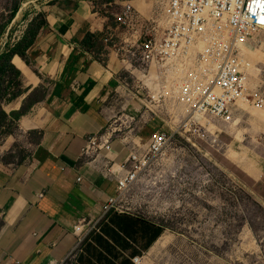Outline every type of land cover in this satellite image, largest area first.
Masks as SVG:
<instances>
[{"label": "crops", "instance_id": "obj_1", "mask_svg": "<svg viewBox=\"0 0 264 264\" xmlns=\"http://www.w3.org/2000/svg\"><path fill=\"white\" fill-rule=\"evenodd\" d=\"M109 2L41 3L43 25L24 56L16 54L37 81L16 68L22 89L3 105L13 131L0 143V264H149V254L167 246L164 226L146 215L101 218L117 193L105 167L126 158L119 145L93 159L83 153L89 137L107 130L103 103L122 66L114 52L99 56L84 42L103 36ZM13 141L27 152L17 163L2 158ZM173 258L161 254L154 262L192 264L188 255Z\"/></svg>", "mask_w": 264, "mask_h": 264}, {"label": "rangeland", "instance_id": "obj_2", "mask_svg": "<svg viewBox=\"0 0 264 264\" xmlns=\"http://www.w3.org/2000/svg\"><path fill=\"white\" fill-rule=\"evenodd\" d=\"M46 1L53 0H0V143L13 131L3 105L23 86L20 71L11 64V50H20L41 29V3ZM127 1L145 19L152 17L156 0H122L109 7L103 36L90 41L99 56L120 49L121 62L129 43L139 39L135 21L125 26L114 17ZM242 50L248 85L263 91L264 32ZM135 68L140 70L138 63ZM22 70L31 73L26 65ZM182 75L178 71L174 77ZM115 78L103 105L111 114L106 128L121 154L144 152L155 132L168 137L157 160L149 162L121 198L124 211L146 215L165 228L167 246L151 252L149 264L161 254L188 255L192 264L198 256L209 257L204 264H264V111L241 105L226 123L201 126L190 121L184 105L156 103L152 78L145 79L148 87L144 86L141 75L123 65ZM26 153L13 141L2 158L17 163Z\"/></svg>", "mask_w": 264, "mask_h": 264}, {"label": "built area", "instance_id": "obj_3", "mask_svg": "<svg viewBox=\"0 0 264 264\" xmlns=\"http://www.w3.org/2000/svg\"><path fill=\"white\" fill-rule=\"evenodd\" d=\"M111 1L109 7L116 4ZM127 2L114 14L115 20L125 26L135 21L140 35L129 43L121 63L137 71L144 86L148 87L145 79L152 78L156 103L184 105L190 121L201 126L203 122L226 123L241 105L264 109V90L247 83L242 50L264 32V0H156L149 19ZM119 51L113 49L117 57ZM136 63L140 70L134 69ZM178 71L183 72L180 78L174 77ZM167 141L164 133L155 132L144 152L130 151L122 162L110 160L105 173L117 182V193L104 204L101 218L111 211H124L121 198L149 162L157 160ZM112 143L108 129L91 136L84 156L93 159L103 151L110 152Z\"/></svg>", "mask_w": 264, "mask_h": 264}, {"label": "trees", "instance_id": "obj_4", "mask_svg": "<svg viewBox=\"0 0 264 264\" xmlns=\"http://www.w3.org/2000/svg\"><path fill=\"white\" fill-rule=\"evenodd\" d=\"M35 36H36V33L33 34L31 40H30L27 44H25L24 46H22L20 50H18V49H16V48H14V49L11 50V53H12V54H15V55L13 56V58H12V63H13V65H14L18 70H20L21 72H23V70H22V66H23V65H26V64H25V62L22 60V58H20L19 56H21V57L24 56V51H25L29 46H31V44L33 43V39H34ZM91 37H92L91 35H88V36L86 37V39L84 40V42L87 43L88 45H91V43H90V41H91ZM16 54L19 55V56H17ZM26 74H27V76L30 77L34 82L37 81L36 77H35L33 74H31V73H29V72H27Z\"/></svg>", "mask_w": 264, "mask_h": 264}, {"label": "bare ground", "instance_id": "obj_5", "mask_svg": "<svg viewBox=\"0 0 264 264\" xmlns=\"http://www.w3.org/2000/svg\"><path fill=\"white\" fill-rule=\"evenodd\" d=\"M27 4V3H26ZM252 88V87H251ZM253 89H259V88H253ZM252 107V106H251ZM254 108V107H253ZM255 109H257V108H255ZM259 110V109H258ZM262 111H264V109L262 110Z\"/></svg>", "mask_w": 264, "mask_h": 264}]
</instances>
